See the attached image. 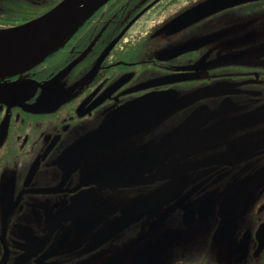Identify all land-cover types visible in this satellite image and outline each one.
Returning <instances> with one entry per match:
<instances>
[{
  "label": "flooded vegetation",
  "instance_id": "obj_1",
  "mask_svg": "<svg viewBox=\"0 0 264 264\" xmlns=\"http://www.w3.org/2000/svg\"><path fill=\"white\" fill-rule=\"evenodd\" d=\"M203 1L108 0L0 77V264H264V0L162 29Z\"/></svg>",
  "mask_w": 264,
  "mask_h": 264
},
{
  "label": "water",
  "instance_id": "obj_2",
  "mask_svg": "<svg viewBox=\"0 0 264 264\" xmlns=\"http://www.w3.org/2000/svg\"><path fill=\"white\" fill-rule=\"evenodd\" d=\"M107 0H61L46 13L17 26L0 29V77L24 71L57 48ZM251 0H205L170 20L175 31L212 12Z\"/></svg>",
  "mask_w": 264,
  "mask_h": 264
},
{
  "label": "trees",
  "instance_id": "obj_3",
  "mask_svg": "<svg viewBox=\"0 0 264 264\" xmlns=\"http://www.w3.org/2000/svg\"><path fill=\"white\" fill-rule=\"evenodd\" d=\"M107 2H108V0H107ZM107 2H106V3H107ZM106 3H104V4H106ZM104 4H103V5H104ZM103 5H102V6H103ZM100 8H101V7H100ZM92 15H93V14H92ZM92 15H90V16H89V17H88V18H87V19H86V20H85V21H84V22H83V23H82V24H81V25H80V26L74 31V33H75V32H76V31H77L82 25H84V24L86 23V21H87ZM153 19H154V20H159V19H160V16L157 15V14H155V18H153ZM74 33H73V34H74ZM73 34H72V35H73ZM72 35H71V36H72ZM71 36H70V37H71ZM70 37H69V38H70ZM66 40H68V38H67ZM66 40H65V41H66Z\"/></svg>",
  "mask_w": 264,
  "mask_h": 264
}]
</instances>
